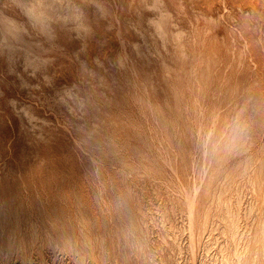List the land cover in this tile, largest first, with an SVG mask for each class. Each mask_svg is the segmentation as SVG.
Returning <instances> with one entry per match:
<instances>
[{"label":"rangeland","instance_id":"obj_1","mask_svg":"<svg viewBox=\"0 0 264 264\" xmlns=\"http://www.w3.org/2000/svg\"><path fill=\"white\" fill-rule=\"evenodd\" d=\"M71 2L0 4V264H264V0Z\"/></svg>","mask_w":264,"mask_h":264},{"label":"bare ground","instance_id":"obj_2","mask_svg":"<svg viewBox=\"0 0 264 264\" xmlns=\"http://www.w3.org/2000/svg\"><path fill=\"white\" fill-rule=\"evenodd\" d=\"M16 4L20 6H24L27 10L28 14L31 16H35L39 21H47L52 17L53 12L56 11L55 7H59L62 3L67 2L66 8L68 11L72 8V0H13ZM1 3H7V0H0ZM2 5V4H1ZM77 7V6H76ZM75 8V5H74ZM2 7L0 9V29L5 27L8 32H15L14 28L17 27L16 19L7 16L4 11H2ZM4 10V9H3ZM67 14V11L65 12ZM60 15V14H59ZM4 38L8 35L4 32L2 34Z\"/></svg>","mask_w":264,"mask_h":264}]
</instances>
